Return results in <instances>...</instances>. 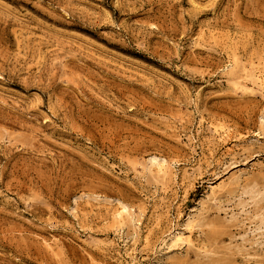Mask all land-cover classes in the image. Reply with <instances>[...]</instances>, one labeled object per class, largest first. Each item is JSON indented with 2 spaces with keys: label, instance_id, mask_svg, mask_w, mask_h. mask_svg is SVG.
I'll return each mask as SVG.
<instances>
[{
  "label": "rangeland",
  "instance_id": "374dc122",
  "mask_svg": "<svg viewBox=\"0 0 264 264\" xmlns=\"http://www.w3.org/2000/svg\"><path fill=\"white\" fill-rule=\"evenodd\" d=\"M0 264H264V0H0Z\"/></svg>",
  "mask_w": 264,
  "mask_h": 264
}]
</instances>
